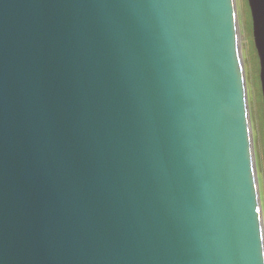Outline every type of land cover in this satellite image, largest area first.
I'll return each mask as SVG.
<instances>
[{"label": "water", "instance_id": "obj_1", "mask_svg": "<svg viewBox=\"0 0 264 264\" xmlns=\"http://www.w3.org/2000/svg\"><path fill=\"white\" fill-rule=\"evenodd\" d=\"M239 34L236 0H0V264H264Z\"/></svg>", "mask_w": 264, "mask_h": 264}, {"label": "rangeland", "instance_id": "obj_2", "mask_svg": "<svg viewBox=\"0 0 264 264\" xmlns=\"http://www.w3.org/2000/svg\"><path fill=\"white\" fill-rule=\"evenodd\" d=\"M236 5L264 215V101L260 82V64L253 38V22L248 0H236Z\"/></svg>", "mask_w": 264, "mask_h": 264}, {"label": "bare ground", "instance_id": "obj_3", "mask_svg": "<svg viewBox=\"0 0 264 264\" xmlns=\"http://www.w3.org/2000/svg\"><path fill=\"white\" fill-rule=\"evenodd\" d=\"M238 12V11H237ZM238 14V13H237ZM239 39H240V42H241V33L239 34ZM246 88H247V84H246ZM253 138V137H252ZM261 195V194H260Z\"/></svg>", "mask_w": 264, "mask_h": 264}]
</instances>
